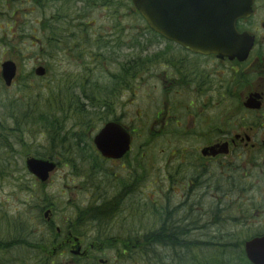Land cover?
<instances>
[{
	"label": "flooded vegetation",
	"instance_id": "1",
	"mask_svg": "<svg viewBox=\"0 0 264 264\" xmlns=\"http://www.w3.org/2000/svg\"><path fill=\"white\" fill-rule=\"evenodd\" d=\"M235 28L251 42L243 60L195 54L151 31V36L146 35L149 29L143 30L135 39L140 43L127 54L121 52L123 64L138 65L140 70L121 96L129 92L135 96L134 91L144 83L160 93L149 129L130 132L165 134L168 141L165 162L158 163L155 154L149 163L153 178L147 196L153 211L161 209L155 204L161 197V203L166 204L165 217L172 216L175 210L171 203L177 201V210L213 220L221 218L224 210L220 203L225 202L229 206L227 217L232 214L231 219H237L239 227L248 229L255 238L264 236V0H253L250 15L238 19ZM114 33L122 35L118 29ZM114 115L112 119L122 124L121 116L116 111ZM132 151L131 147L119 163L127 167L125 177L112 176L104 189L87 181L93 194L97 193L94 207L105 200L110 211L120 202L116 213L121 225L130 222L122 241L98 242L78 228L79 222L82 227L88 225L92 208L73 207L74 220L55 225L56 211L47 204L43 210L31 212L30 220L22 211L12 221L6 217V224L0 221L8 231L2 238L9 239L5 242L0 238V264H141L140 230L132 226L140 216L144 157L136 153L131 158ZM102 190L112 197H102ZM189 219L183 217L185 232L189 231Z\"/></svg>",
	"mask_w": 264,
	"mask_h": 264
},
{
	"label": "rangeland",
	"instance_id": "2",
	"mask_svg": "<svg viewBox=\"0 0 264 264\" xmlns=\"http://www.w3.org/2000/svg\"><path fill=\"white\" fill-rule=\"evenodd\" d=\"M69 1L71 2L70 6H72V1L74 0ZM90 1L91 0H76L75 8L72 6L70 11H66L69 17L66 21L62 20L59 26L65 30L68 37L71 36L70 44L67 45L68 48L65 47L62 52L49 58L38 53L39 48L36 39H43L44 32L40 24L42 23L45 25L46 21L50 20L51 17L54 18L57 15L56 10L61 3H50L44 0L41 6L37 7L33 4L34 0H0V41H4L5 39L10 40L9 43L15 46L14 49L11 50L0 43V65L5 61H13L18 68L16 81L13 87L8 90V94L6 92L5 95L19 97L21 100L24 99L25 94L23 91L21 93L19 92V84H21L23 79L28 78V74H31L32 82H25V85L40 84L38 82L39 80L36 79L37 77L33 74L34 69L39 66L45 67L48 71L49 75L47 79H51L54 75H69L71 80L74 81V84L77 82V78L82 74V66L81 62L76 60V53L70 51V49L74 48L75 50V46L79 45V42L74 39V31L76 29L79 30V28L78 26L75 28L69 27L70 24H72L71 19H75L73 26H76L79 21L86 23L88 34L89 36L91 35L93 41L100 37H109V39L116 37L117 33L114 32L117 29L121 31L122 35L124 34L125 39L136 35L138 38L139 34L145 30V23L140 19L134 8H132V5H130V0H122L123 6L120 4L109 8L98 7L88 9L86 5ZM80 18H83V20H79ZM6 26H8L9 29H6ZM145 33L151 36L147 31H145ZM127 41L126 39L125 42ZM83 49L86 52L89 50L88 48ZM92 50L94 51L95 47H92ZM123 52L127 54L128 50L126 51V49H123ZM114 70H116V68L112 66L104 71L110 72ZM91 79L92 82H98L103 85L107 80V75L102 73L100 69H95L94 73L91 75ZM42 83L46 84L47 82L44 81ZM32 89L35 90L36 88L32 87ZM134 93L135 96L132 95V92L127 93L125 97H123V95L121 96L116 114L117 116H121V123L130 131L146 132L152 125L154 110L159 107L160 103L158 99L160 98V93L151 90V87L146 83L138 90H135ZM82 102L87 105V102L81 100V103ZM16 111L22 113L24 111L23 106L18 108L16 106L15 112ZM2 112L3 110L0 109V116ZM94 124V128L91 131L93 136L105 123L97 121ZM69 126L72 125L69 124ZM67 128L68 125L66 129ZM24 129L22 134L24 142L21 143L20 146L15 144L13 140L10 141L12 145V153H10L11 157L9 162L11 176L10 179L0 181V221L6 220V217L11 220L16 214L18 215V213L22 211H26V213H28L27 216H29L31 212L41 211L47 205L43 201L45 199H49V206H52L53 210L56 211V218H54L55 225H60V222H65L67 220H74L76 214L73 210L74 216L71 211L73 207H79L85 210L93 208L95 202H97L95 200V195L97 193L93 194L94 189L91 188L92 186L88 183L97 184L101 189H104V185L107 186V181L112 176V178H123L127 174V170H125L127 167L124 168L119 165V163H123V161L105 162L97 156L100 162L99 165H101L102 168L100 169L101 171H98V167H92L94 159L91 156L83 157L90 159V161L84 162V159L76 156L74 150H72L65 158L57 155V153H53V157L51 158L48 157L58 163V168L51 175L49 183L41 187L33 177L27 173L24 163L27 157H42V153L46 151L49 145L47 144V136L34 126H28V129L24 127ZM75 132L78 131L75 130ZM132 138L133 151L130 157L133 158L136 153H143L142 157H144L141 160V185L143 195L140 201L141 214L139 220L132 226L140 230L142 243V238L147 233L159 229L160 218L165 217L164 212L166 204L161 203L163 198L159 197L156 199L157 201L155 204L158 205V208L161 207V209L157 211V213L155 212L152 214L151 209L154 205H152L150 197L147 195H150L152 188L151 178H153L149 165L150 160L153 155L157 154L158 163L163 164L165 162L164 158L168 141L165 135L158 139H151L150 134H132ZM24 148H28L26 155L23 153ZM66 160H70L77 169H74ZM130 168L133 169L134 165L131 164ZM14 176L19 178L15 180ZM81 187L83 191L79 192ZM74 188L76 191H74ZM108 191L109 190H107V193ZM74 193L76 194L73 195ZM100 195L102 197H112L109 193L107 195L106 191L103 190ZM70 200H72V202L69 203ZM153 200H155V198H153L152 201ZM224 203L225 202L220 203L222 211L229 207ZM119 204L120 202H116V208L101 213V217H99L100 219H105L100 225L104 229H107L106 231L108 233L104 238L110 239V241L114 239L122 241L123 235L127 231L125 228L130 225V222L121 225V218L116 213L120 211ZM171 205L175 210L171 217L181 228H183L184 224L183 217L188 216L189 219L190 216L187 226H189L190 223L196 222L194 225L195 227L190 226L188 228L187 240H197L201 243L208 244L224 242L233 245L237 243L236 241H242L249 236L248 229L236 225L237 219H230L234 217L232 214V217L224 215V218L219 217L210 220V218L206 216H191L186 213L185 210H177V201H173ZM234 206L239 207L240 204H234ZM207 208L208 204H205V209ZM85 220L83 218V221ZM93 222L95 221H88V225H84L83 227L82 224H80L82 222L76 225L78 228H81V231H85L88 237L94 239V237L96 238L98 236L99 230L96 232V227H98V225ZM12 224L13 223H11L9 227L13 226ZM187 226L185 228H187ZM197 226H200L201 229L197 230V228H199ZM5 230V227L0 225V238L1 241L9 242V239L2 238V236L5 237L6 232H8H5ZM231 236L233 237L232 239L230 238ZM228 238L230 240H228ZM156 247L157 246L153 248L154 251L161 254V256H170V252H168L167 249H157ZM201 250L202 251L197 254L201 259L204 258L209 260L211 257L218 255L217 257L222 261L230 260L231 262L229 261V264H236L234 260L236 255L240 254L239 251L230 247L222 250H218L215 247ZM195 253L196 251H194V254ZM141 264H144L142 259ZM237 264L241 263L237 262Z\"/></svg>",
	"mask_w": 264,
	"mask_h": 264
},
{
	"label": "trees",
	"instance_id": "3",
	"mask_svg": "<svg viewBox=\"0 0 264 264\" xmlns=\"http://www.w3.org/2000/svg\"><path fill=\"white\" fill-rule=\"evenodd\" d=\"M43 1L34 0L33 4L39 7ZM47 1L57 3L60 0ZM121 1L91 0L87 3L86 7L94 9L98 7L109 8L120 4L123 6L124 4ZM59 3L61 4H59V8L56 10L57 15L46 21L45 25L40 24L44 32L43 39H36L39 48L38 53L49 58L62 52L65 47L68 48L67 45L70 44L71 39V36L68 37L65 30L59 24L62 20H67L69 17L67 12L72 9V6L75 8L76 0L72 1V6H70L71 2L69 0H61ZM79 20H83V18ZM74 21L75 19H71L72 24H68H70L69 27L71 28L78 26L79 30L76 29L74 31V39L79 42V45L75 46V50L72 48L70 51L76 53V60L80 61L82 66V74L77 78L75 84L69 75H54L51 79H47L49 75L47 71L45 77L36 78L40 84L25 85V82H32V76L28 74L27 80L23 79L21 84H19V92L23 91L25 94L24 99L21 100L19 97L5 95L6 92L8 94L9 89L4 88L0 79V109L3 110L0 116V181L10 179L11 176L9 162L12 145L10 141L13 140L15 144L20 146L24 142V137L22 136L25 130L24 127L28 129V126L36 127L37 130H40L47 136V144L49 145L46 151L42 153L43 158H51L53 157V153H57V155L65 158L74 150L75 155L84 159V162H88L90 159L83 157L91 156L94 159L92 167H98V171L102 169L92 146L91 131L94 128L95 122L106 123L110 118L114 117L117 110L116 101L123 93L122 91L126 89V85L128 89L130 81L133 80L136 74L140 73V70L136 69L138 65L135 66L127 62L123 64L121 61L123 49H126V51L131 50L140 42L135 40L137 38L135 36H132L134 37L132 40V37L126 38L128 41L125 42L124 34L111 39L109 37H98L99 39L93 41L91 35L89 36L88 34L87 24L79 21L76 26H73ZM6 29H9V27L6 26ZM149 31L147 32L149 33ZM9 42L10 40L7 39L0 41L4 47L13 50L15 46ZM82 47L88 48V52ZM92 47H95L94 51ZM112 66L116 70L113 72L104 71ZM95 69H100L102 73L107 75V80L103 85L98 82H92L91 75ZM44 81L47 83H42ZM32 87L36 89L34 90ZM81 100L87 102V105L83 102L81 103ZM16 106L17 108L23 106L24 111L22 113L16 111V113ZM69 124L72 126H69ZM67 125L68 128L66 129ZM75 130L78 132H75ZM159 135L164 136L165 134ZM150 137L151 139L159 138L158 134H150ZM27 149L24 148L23 150L25 155L28 152ZM66 161L74 169H77L70 160ZM18 178L14 176L15 180ZM43 201L46 204L49 203V199ZM227 210L223 211L221 218L227 216V213L229 216V212H225ZM105 211L108 212L109 210L104 200L101 206L91 209L88 220L95 221L93 223L98 225L96 232L98 230L99 232L96 241L114 242L116 239L110 241V239L104 238L108 232L106 231L107 229H104L100 225L105 220L99 218L101 217L100 214L105 213ZM151 213H155L153 209H151ZM187 237L188 233L183 231L176 221H173L172 217H162L160 218L159 229L147 233L142 238L141 259L144 264H229L230 260L222 261L217 257L218 255L206 260L204 258L201 259L197 254L202 251L201 249L205 248L210 249L215 247L218 250H222L230 247L240 253L236 255L234 260L236 264L237 262L249 264L244 255L243 241H236L237 243L233 245L224 242H221L224 244H208L197 240H187ZM230 238L232 239L233 237L231 236ZM228 240L230 239L228 238ZM155 246H157V249H167L170 252V256H161V254L154 251L153 248ZM194 251H196L195 254Z\"/></svg>",
	"mask_w": 264,
	"mask_h": 264
},
{
	"label": "water",
	"instance_id": "4",
	"mask_svg": "<svg viewBox=\"0 0 264 264\" xmlns=\"http://www.w3.org/2000/svg\"><path fill=\"white\" fill-rule=\"evenodd\" d=\"M132 4L150 29L193 53L243 60L251 46L237 33L235 23L250 15L253 0H132ZM16 72L12 61L1 64L6 87L12 85ZM45 72L42 67L35 70L38 77ZM93 144L103 158L119 160L129 151L130 136L120 125L108 123L95 135ZM25 167L45 183L56 164L28 158ZM244 251L251 264H264V237L246 242Z\"/></svg>",
	"mask_w": 264,
	"mask_h": 264
}]
</instances>
